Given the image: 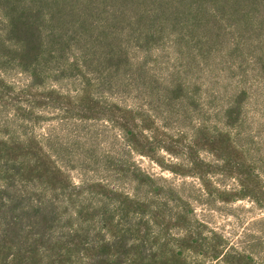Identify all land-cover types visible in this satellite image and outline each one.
<instances>
[{
    "label": "trees",
    "instance_id": "obj_1",
    "mask_svg": "<svg viewBox=\"0 0 264 264\" xmlns=\"http://www.w3.org/2000/svg\"><path fill=\"white\" fill-rule=\"evenodd\" d=\"M225 71L241 86L252 79L264 119V0H0V264H264L130 161L107 157L105 169L129 179L132 194L102 180L76 184L62 147L29 128L47 109L108 122L132 152L199 180L207 204L250 199L264 210V163L239 142L247 89L214 103ZM14 72L27 82L12 85ZM202 77L218 122L202 113ZM65 81L79 86L65 92ZM172 120L193 125L174 134Z\"/></svg>",
    "mask_w": 264,
    "mask_h": 264
},
{
    "label": "rangeland",
    "instance_id": "obj_2",
    "mask_svg": "<svg viewBox=\"0 0 264 264\" xmlns=\"http://www.w3.org/2000/svg\"><path fill=\"white\" fill-rule=\"evenodd\" d=\"M217 82L213 88L215 91V102L222 107L228 96L236 90L245 87L248 93L247 101V123L244 134L240 136V144L247 149L252 159V150L256 155V162L264 163V119L259 114V106L252 107V79L240 84L239 75L233 76L225 71L216 76ZM6 79L14 86H20L27 82L28 77L22 73H10ZM198 82L204 88L201 92L203 115L212 122H218L219 118L211 113L210 104L206 102L208 94V79L202 77ZM78 83L65 81L59 87L65 92H75ZM208 90V91H207ZM113 101L122 105H133L132 100L124 99L118 95H111ZM44 117L33 129L43 139H51L62 147L64 159L61 164L70 172L74 182L80 184L83 180H102L112 187L133 193V184L129 179L121 177L113 170L105 169L106 158L120 161H130L147 174L156 179L163 180L165 185L173 187L186 199H189L195 209L197 218L206 224L211 230L223 235L230 245L252 253L254 257L264 263V210L250 199L236 202L234 204H217L215 206L206 203L203 197L202 186L195 178H184L170 171L163 170L156 162L147 157L132 152L125 144L121 133L110 123L103 121L82 122L79 120H65L59 112L54 109L40 110ZM6 112L2 116L5 117ZM221 121V120H220ZM195 123V122H194ZM178 124L175 120L169 122L168 129L174 134L185 131L191 127L193 122L188 120L186 125ZM254 136V140L252 139ZM169 162H178L175 157L167 155ZM203 157L212 161L209 154ZM214 181L222 188L233 189L237 182L232 179L215 176Z\"/></svg>",
    "mask_w": 264,
    "mask_h": 264
}]
</instances>
